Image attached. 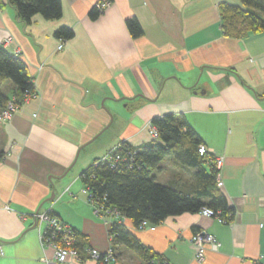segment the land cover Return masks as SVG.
I'll list each match as a JSON object with an SVG mask.
<instances>
[{"label": "crops", "instance_id": "0c3cea01", "mask_svg": "<svg viewBox=\"0 0 264 264\" xmlns=\"http://www.w3.org/2000/svg\"><path fill=\"white\" fill-rule=\"evenodd\" d=\"M61 1L62 17L35 14L26 23L0 0V44L27 62L38 93L0 120V264L55 259L36 217L43 210L70 223L88 247L109 249L111 221L83 196L81 174L122 142L154 139L151 119L169 112H183L222 158L217 184L233 217L184 212L152 230L124 219L128 228L167 264H264V31L228 37L220 9L241 1L111 0L97 19L89 12L101 0ZM132 17L142 36L131 34ZM63 26L71 38L56 36ZM3 90L17 97L16 84ZM171 159L170 176L161 179L164 162L155 170L158 181L193 191V171ZM199 231L218 241L203 261L191 240ZM117 254L113 264L146 263L125 245ZM84 255L65 264H100Z\"/></svg>", "mask_w": 264, "mask_h": 264}, {"label": "trees", "instance_id": "16d2710c", "mask_svg": "<svg viewBox=\"0 0 264 264\" xmlns=\"http://www.w3.org/2000/svg\"><path fill=\"white\" fill-rule=\"evenodd\" d=\"M103 1L90 10L93 19H97L104 10ZM240 1L241 5L220 4L225 34L231 38H242L263 32L264 0ZM9 3L26 23H30L35 14L56 20L63 13L61 0H9ZM127 24L133 36L143 35V28L136 17L129 18ZM73 35L74 31L69 26L56 30L58 38L67 39ZM6 82L17 85L15 99L3 90ZM27 94L38 95L27 62L0 44V112L12 99L22 105ZM151 121L159 132L157 138L138 146L122 142L107 152L113 156L110 160L97 158L84 169L81 179L84 187L90 190L88 201L105 214L117 211L121 218L133 221L137 228L145 220L160 224L169 216L200 211L206 206L216 213L220 211L224 219H231L234 208L217 184L219 169L216 156L209 150L204 154L200 152L204 141L185 114L169 112L155 116ZM117 154L121 157L118 158ZM169 158L179 167L193 171L196 185L193 191H184L178 186L158 181L155 170H161V164ZM74 232L77 235L76 248L84 260L88 248L86 238L75 228ZM109 232L116 254L120 245H125L143 257L145 264H167L161 254L140 242L125 221L113 220Z\"/></svg>", "mask_w": 264, "mask_h": 264}, {"label": "built area", "instance_id": "2783aa9c", "mask_svg": "<svg viewBox=\"0 0 264 264\" xmlns=\"http://www.w3.org/2000/svg\"><path fill=\"white\" fill-rule=\"evenodd\" d=\"M110 5V0H104L102 2V7L105 8ZM10 41V38H7L6 42ZM63 44L61 43L58 48L62 49ZM37 94H27L25 97V101H28L30 99L36 98ZM21 104L17 103L15 100H9L6 104V107L4 110L0 112V120H11L16 112L21 108ZM149 132L154 138H157L159 136V132H157V128L153 124H149ZM208 149L206 145L200 146V152L204 154ZM118 155V154H117ZM113 156H111L110 153H105L104 159H111ZM118 158L121 156L118 155ZM217 166L220 167L222 165V158L218 157L216 159ZM218 184L222 185V182L219 181ZM83 192L88 193L90 198V190L87 186L83 187ZM9 208V206L7 207ZM96 211V214L104 218H109V221L113 222V220L117 221H124L125 218L120 217V213L117 211H114L112 213H104L99 208H94ZM111 212V211H108ZM200 212L203 215L208 216H214V217H221L220 211L217 213L209 206L204 207ZM36 217L38 220L45 224V230L42 233L43 236V242L47 246H51L54 249V260H50L49 264H65L67 260L74 258L78 259L79 261H83L82 257L79 256L78 249L76 248V242H77V235L74 232V228L70 223H67L66 221H63L58 215L51 213L50 211L43 210L42 212L36 213ZM223 220H226L222 217ZM149 227L151 230L155 229L156 224H151L149 221L145 220L141 223V225L138 227L146 228ZM112 238V236H111ZM194 251H195V257L198 261H203L206 257V247L208 243H211L214 246H218V241L215 238L214 235L206 232H197L195 235L191 237ZM0 251L3 252L1 246ZM87 255H89L91 258L97 260L100 262V264H113L117 260V254L113 249V246L110 245L109 249L106 251H102L100 248L96 247H88L87 248Z\"/></svg>", "mask_w": 264, "mask_h": 264}, {"label": "rangeland", "instance_id": "374dc122", "mask_svg": "<svg viewBox=\"0 0 264 264\" xmlns=\"http://www.w3.org/2000/svg\"><path fill=\"white\" fill-rule=\"evenodd\" d=\"M123 105L125 106V104H123ZM164 164H165V166H167V171L166 170L164 171L163 177L161 178L162 180H164V177H168L172 173V172H170V168L172 167V164H170L168 161L166 163L164 162ZM173 167H175V166H173ZM83 194H84L83 196H86V198L89 196L88 193L83 192Z\"/></svg>", "mask_w": 264, "mask_h": 264}]
</instances>
